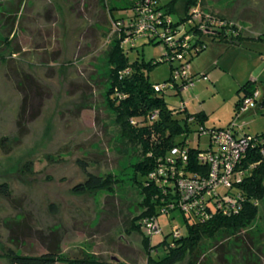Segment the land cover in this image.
Returning a JSON list of instances; mask_svg holds the SVG:
<instances>
[{"label":"rangeland","instance_id":"obj_1","mask_svg":"<svg viewBox=\"0 0 264 264\" xmlns=\"http://www.w3.org/2000/svg\"><path fill=\"white\" fill-rule=\"evenodd\" d=\"M195 1L202 12L235 25L240 39L202 38L205 49L188 57L187 73L197 78L177 95L167 82L164 102L171 109L185 106L187 114L203 113L201 128L232 127L237 135L259 136L264 133V0ZM134 2L0 0V140L10 141L8 150L0 147V186L9 192L8 198L0 194V264H8L7 249L26 256L54 250L62 259L58 264L81 254L105 263L147 264L146 234L131 228L133 222L139 227L136 218L144 211L133 182L136 151L121 140L104 97L113 34L108 15L129 16ZM175 8L183 15L184 2ZM132 47L130 60L156 64L166 54L162 43L147 38ZM147 77L153 85L167 81L169 63L156 64ZM247 82L255 84L258 102L238 114L235 103ZM199 129L192 123V132L175 137L174 144L207 149L209 137ZM25 165L28 174L20 172ZM86 174L111 176L112 190L73 193ZM155 222L159 233L149 239L153 260L164 255L173 226L185 232L179 210L161 213ZM178 264H264V199L245 230L204 239Z\"/></svg>","mask_w":264,"mask_h":264},{"label":"trees","instance_id":"obj_2","mask_svg":"<svg viewBox=\"0 0 264 264\" xmlns=\"http://www.w3.org/2000/svg\"><path fill=\"white\" fill-rule=\"evenodd\" d=\"M151 1V11L155 14L158 25L155 26L154 36L147 37L150 43H163L158 39L159 33L168 29V32L172 34L183 27L181 38L186 35L192 36V33H195V36L189 40L188 57L198 55L205 49L203 36L197 31V28L186 25L190 19L189 11L198 6L195 0H169L163 5H160V0ZM179 1L184 2L183 15L176 12L175 4ZM136 3L144 5L145 0H136L131 4L127 9L130 12L129 16L114 17L109 12L110 23H121V26L117 32L112 34L106 53L108 73L104 97L108 109L114 116V123L119 130L121 140L136 151L133 182L143 198L141 205L144 207V211L136 218L140 221L144 217H157L160 212L170 213L176 210L180 199L175 182L163 184L161 180H150L149 176L158 166L166 164L173 147L183 145H175L173 139L178 136L187 137L192 132V123L202 127L205 116L203 113L187 114L186 108L183 112L179 109H171L164 102L163 94L154 91V85L148 81L147 72L156 64L164 62V59L156 64L146 63L137 57L134 60L129 59L128 50H132L133 47L125 49L123 41L132 36L126 25L137 16ZM171 15H176L177 20H171ZM167 18L170 20L169 26L165 25ZM218 18L224 21L225 26L222 34L211 40L239 41L237 27L229 25L224 18ZM163 46L166 50V46ZM187 62H189L188 58ZM169 68L171 71V64H169ZM240 90L243 92L242 97H249L257 91L255 84L250 82L245 83ZM242 97L235 103L236 110ZM262 104L264 106V102ZM154 113H156V118L151 120ZM190 118L193 119L192 123H188ZM254 138L256 144L246 151L238 166L241 176L232 182V189L220 190L221 200L225 201L223 197L231 198L237 210L229 215H223L211 203V205L206 204L204 213L199 215L181 213L185 232H181V236L177 239L172 238L171 243L164 249L162 257L157 260L151 259L152 248L149 245V239H144V247L148 254L147 264H178L187 256L194 255L204 239L213 240L225 233L235 235L245 230L253 222L258 214V205L264 199V133ZM9 143V139L2 138L0 147L8 150ZM202 151L187 148L186 163L181 166L182 164L177 162L174 167L201 175L204 165L197 161V156ZM20 172L28 174L31 172L30 167L25 165ZM164 173L165 175L158 176V178L169 180L168 168H164ZM114 183L111 176L100 177L86 174L84 182L75 185L72 192L85 194L111 191ZM0 194L6 198L9 197L7 186H0ZM135 224L131 223V228L137 230L136 228L139 227ZM14 240L12 239V241ZM3 258L8 261V264H58L62 261L59 253L54 250H49L40 256H26L18 255L7 249ZM65 262L67 264H113L95 260L85 254Z\"/></svg>","mask_w":264,"mask_h":264},{"label":"built area","instance_id":"obj_3","mask_svg":"<svg viewBox=\"0 0 264 264\" xmlns=\"http://www.w3.org/2000/svg\"><path fill=\"white\" fill-rule=\"evenodd\" d=\"M151 4V0H145L144 5L135 4L137 16L126 25L132 36L125 38L123 41L124 45L130 44L132 47L136 39L154 36L155 26L158 25V21L155 14L151 11ZM189 14L190 19L186 25L196 27L203 38H218L222 34L225 23L217 16H213L212 14L207 15L202 12L199 6L193 7L189 11ZM169 21V18L165 20L166 26H169ZM120 26L121 23H112V33L117 32ZM179 29L172 34L166 29L158 35V39L167 48L164 62L167 61L171 65L174 61L178 62L177 67L172 65L168 81L154 85V91L161 94L169 89L165 85L167 82L172 84L169 90L175 91L174 95H177L190 87L195 80L194 78H197L187 73L189 40L195 36V33H192V36L186 35L181 38L184 28L181 27ZM198 77L202 81L207 80L204 75ZM258 98L259 94L257 91L249 97H242L237 108V113L243 114L249 108L256 106ZM178 109L183 112L185 106L181 105ZM155 118L156 113L150 119L154 120ZM192 122L193 119L190 118L188 123ZM198 133L208 135L209 137L207 149L197 156V161L204 165L201 175L189 173L183 171L181 168L174 167L177 162L181 163V166L186 163L187 148L183 144L181 147H173L170 150V156L166 160V164L158 166L150 174L149 179L152 181L161 180L163 184L175 182L180 199L176 210H179L183 214L199 215L200 213H204L206 204L211 205L213 203V206L217 210H220L223 215H229L231 212L236 211L237 207L231 198L223 197L226 202L221 200L220 190L232 189V182L241 176V171L238 168L240 161L246 151L256 144V139L245 135H237L232 127L222 130H207L200 127ZM165 167L166 169L168 168L169 180L158 178V176L165 175ZM161 213L165 214L164 212ZM155 219L156 217H144L139 221V228L145 232L146 237L149 239L152 235L159 233ZM170 234L173 239H177L181 236V231L176 226H173Z\"/></svg>","mask_w":264,"mask_h":264},{"label":"flooded vegetation","instance_id":"obj_4","mask_svg":"<svg viewBox=\"0 0 264 264\" xmlns=\"http://www.w3.org/2000/svg\"><path fill=\"white\" fill-rule=\"evenodd\" d=\"M263 102H264V99H263ZM149 239V238H148Z\"/></svg>","mask_w":264,"mask_h":264}]
</instances>
